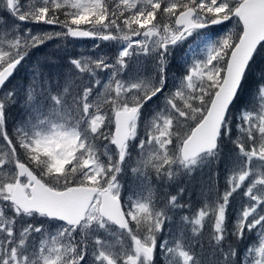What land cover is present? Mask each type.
Listing matches in <instances>:
<instances>
[{"label":"snow or ice","instance_id":"1","mask_svg":"<svg viewBox=\"0 0 264 264\" xmlns=\"http://www.w3.org/2000/svg\"><path fill=\"white\" fill-rule=\"evenodd\" d=\"M0 12V264H157L158 251L165 264H264V0H0ZM54 37L109 53H65L68 72L46 71L31 50ZM229 144L223 193L158 241L186 205L153 184L218 165Z\"/></svg>","mask_w":264,"mask_h":264},{"label":"rangeland","instance_id":"2","mask_svg":"<svg viewBox=\"0 0 264 264\" xmlns=\"http://www.w3.org/2000/svg\"><path fill=\"white\" fill-rule=\"evenodd\" d=\"M3 13L0 12V15ZM24 27L25 25H21ZM27 27H32L34 31L36 32H56L60 31V28L58 26H49V25H33L28 24ZM233 27L232 24H227L226 27L221 26H211L207 31L209 33L216 32L218 35L225 34L228 29H231ZM215 38V37H213ZM95 43H100L99 41H93V39H74L71 37L64 38V37H54L52 40L46 41L45 44L40 45L39 49H32L31 55H32V61L33 63L39 61L41 63L47 62L52 67L47 70H51L54 72L57 71H64L68 72L69 69L67 67V61L64 59L65 53H71L76 57L79 56H91L94 53L97 52H103L105 54L109 53L110 45L107 43L101 44L100 49L94 48ZM59 60L63 61V64H59ZM30 64H25L24 68L20 70L19 74L15 77V79L12 81V84L9 85V87H23L26 84L25 77L28 75V69H30ZM143 67L145 70H148L151 68V65L147 62L144 63ZM174 73H170L171 75ZM101 80L106 82L105 76L99 77ZM171 84V79H170ZM101 90H103L101 88ZM11 123L12 125L8 124L9 129L12 128L13 122L19 120L20 118V110L18 108H12V110L9 112ZM13 118V120H12ZM8 120L9 116H8ZM138 135L140 138H144V130L143 127L138 129ZM235 138V137H234ZM225 156L221 160V162L217 165L214 163H208L200 168H198L194 174L188 175V174H181L178 175L174 180L168 181L165 180L162 183H154L153 189L155 192V195L158 197H164L165 195L171 194V195H178V202L180 204L186 205V207L179 212L178 215L175 216L176 224L169 223L164 231L158 236V241L160 239H172L177 234V224L179 222V218L182 215H188L193 216L196 209L201 207V202L206 200L208 197L209 191H211L213 194L219 190L221 193L226 188V180L227 175L225 172V167L227 165V153L228 151H225ZM135 156V154H134ZM219 172V177L217 179L215 173ZM121 183L125 185V188H131L132 187V178L130 174L125 173L121 177ZM183 188L184 191L181 194L180 189ZM125 196V199H127V195L129 193L125 192L122 193ZM240 195L235 196V201L232 202V206L229 209V213H233L234 209L238 207L240 202ZM235 223L234 217L230 221V224L228 225L231 230V225ZM210 224L209 222H205V228L208 227ZM171 233V235H170ZM251 235V234H248ZM201 239V237L199 238ZM251 243L255 244V240L251 241ZM240 245H237L239 248ZM238 259L243 260L244 259V250L243 246H241L240 251H238ZM157 264H165V259L162 255H160L159 251L157 252Z\"/></svg>","mask_w":264,"mask_h":264},{"label":"trees","instance_id":"3","mask_svg":"<svg viewBox=\"0 0 264 264\" xmlns=\"http://www.w3.org/2000/svg\"><path fill=\"white\" fill-rule=\"evenodd\" d=\"M59 64H63V61L62 60H59L58 62ZM255 67V66H254ZM259 78V71H255L254 74H253V80H258ZM246 92H245V99H248L250 97V94L251 93H254L255 92V89H256V84L254 82L250 83L249 86H246ZM236 109H233V112L236 113ZM8 116H9V119L7 122L9 125H12L11 123V118H10V115L8 113ZM13 120V118H12ZM231 147V145L229 144L228 147H226L224 150L225 151H228V149ZM210 230V225L208 227H206V229L203 231V235L201 236V239L200 241L201 242H205L208 238V232ZM195 242V241H194ZM242 245L239 246V248L237 247L238 251H240V248H241ZM197 251H200L199 248H197ZM210 250L207 248V246L205 245V252H209ZM239 253V252H238Z\"/></svg>","mask_w":264,"mask_h":264},{"label":"water","instance_id":"4","mask_svg":"<svg viewBox=\"0 0 264 264\" xmlns=\"http://www.w3.org/2000/svg\"><path fill=\"white\" fill-rule=\"evenodd\" d=\"M74 39H90V38H74Z\"/></svg>","mask_w":264,"mask_h":264}]
</instances>
